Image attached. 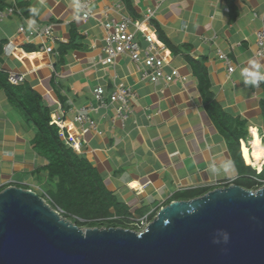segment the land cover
I'll return each instance as SVG.
<instances>
[{
	"label": "crops",
	"instance_id": "1",
	"mask_svg": "<svg viewBox=\"0 0 264 264\" xmlns=\"http://www.w3.org/2000/svg\"><path fill=\"white\" fill-rule=\"evenodd\" d=\"M13 6L18 13L0 20V191L18 187L48 197L53 191L48 161L33 143L32 126L8 101L3 81L39 95L50 119L60 115L61 129L55 126L61 139L101 184L94 206L126 225L172 201L192 200L239 179L249 182L264 168V155L259 161L253 155L256 139L264 147V81L246 84L242 75L244 68L254 70L250 62L264 72V54L256 55L255 43L256 31H264V0H95L86 20L75 18L74 0H0V10ZM148 9L154 15L146 22ZM124 15L153 33L164 71L178 72L172 82L143 81L140 66L126 55L102 64L101 23ZM47 27L50 36H29ZM134 35L143 52L142 32ZM8 43L14 48L6 53ZM216 49L234 65L230 75ZM114 85L136 93L125 119L106 107L88 113L93 127L75 121L84 107L96 105L93 89L104 88L107 101ZM208 103L245 123L238 147L213 123Z\"/></svg>",
	"mask_w": 264,
	"mask_h": 264
},
{
	"label": "water",
	"instance_id": "2",
	"mask_svg": "<svg viewBox=\"0 0 264 264\" xmlns=\"http://www.w3.org/2000/svg\"><path fill=\"white\" fill-rule=\"evenodd\" d=\"M218 230L227 243H213ZM0 264H264V186L215 188L158 209L142 230L61 219L32 190L0 191Z\"/></svg>",
	"mask_w": 264,
	"mask_h": 264
},
{
	"label": "trees",
	"instance_id": "3",
	"mask_svg": "<svg viewBox=\"0 0 264 264\" xmlns=\"http://www.w3.org/2000/svg\"><path fill=\"white\" fill-rule=\"evenodd\" d=\"M197 78L199 86L201 87L203 82L202 76H197ZM4 82L5 81H3L1 86L6 92L8 101L20 110L26 122L32 126L34 131L33 143L48 161V175L52 178L51 184L53 185V189H51L53 191L49 192V197L51 198L54 196V202L61 207V209H64L62 204L67 205L72 200H78L79 203H75L79 205L78 208L91 207L101 211L99 217H92L87 221L107 217L108 215L105 208L94 206L95 200L92 197L101 187L99 180L96 178L91 168L88 169L84 166L86 169H83L80 164L81 162L78 161V157L73 154V151L65 145L66 143L59 136L57 127L55 125H49V110L43 105L39 95L25 85L24 87L23 85L12 86ZM206 108L211 120L224 134L227 142L230 144L233 143L238 147L239 139L243 138L242 136L244 135L242 131L245 123L237 121L238 119L231 120L214 103H208ZM260 108L264 117V103H261ZM262 143L264 144V142ZM254 174L253 176L261 181L258 185H255L254 188L256 189L263 184L264 168L259 171H254ZM236 181H234L235 185L245 187L243 184H237ZM251 186L252 185L249 187ZM2 190L3 189H1V191ZM64 192H66V194H64ZM154 216L155 213L151 218ZM91 227L92 226H88L87 228ZM97 228L100 227L98 226Z\"/></svg>",
	"mask_w": 264,
	"mask_h": 264
},
{
	"label": "built area",
	"instance_id": "4",
	"mask_svg": "<svg viewBox=\"0 0 264 264\" xmlns=\"http://www.w3.org/2000/svg\"><path fill=\"white\" fill-rule=\"evenodd\" d=\"M93 1L95 0H74L78 11V14L75 15V18L86 20L91 17L90 3ZM14 11L18 13L14 6L0 10V20L10 16ZM153 15L154 11L152 9H148L146 10L143 20L148 22L151 20ZM101 25L105 31L103 36L104 58L102 59V64L106 66L113 65L117 57L120 55H126L133 62L140 66V75L143 81H148L152 84H156L157 82L168 84L172 82L177 76H179L176 69H171L169 72L164 71V61L161 57H158L154 51V49H156L155 37L151 31L144 32V30L140 27L141 25L138 23H133L130 18L125 15L122 16L118 21L108 20L101 23ZM130 27H132L133 30H131ZM138 30L142 32L143 40L147 44L145 49L142 50L143 52H141L138 42L135 40L134 33L138 32ZM17 32L23 34L24 28L22 26L18 27ZM33 34H43L44 36H50L51 30L50 27H47L41 33H37L36 30L29 31V36H32ZM255 36V43L257 46L256 55L261 57L264 54V31H256ZM213 38L214 36L211 37V39ZM13 46L11 47V43H8L5 47L6 53H8L10 49L12 51L14 48ZM215 53L218 60H220L225 65L227 74L230 75L234 71V65L231 63L227 54L220 49H216ZM17 78L18 77L15 75H11L9 77L11 82H16ZM262 82L263 81L259 82V84ZM104 97V88L96 87L93 89V98L96 102V105L84 107L81 112L77 113L75 121L80 124L86 122L89 127H93V122L89 120L88 113H96L99 109L106 107H113L116 115L120 119H125L126 114L130 111V102L136 98V93L130 89L116 87V85H114L113 89L108 94L107 101L104 100ZM49 124L56 125L61 129L62 121L60 119V115L55 113V115L51 117ZM58 134L60 137H62L61 131H58ZM70 147L75 150L79 148V144L74 141L73 143H70ZM53 211L60 217L62 213L60 208H56V210ZM143 221L144 219L138 221V224L133 226H137L139 229L141 228L140 230H142L146 225L145 224L140 227ZM136 231L139 230L137 229Z\"/></svg>",
	"mask_w": 264,
	"mask_h": 264
},
{
	"label": "rangeland",
	"instance_id": "5",
	"mask_svg": "<svg viewBox=\"0 0 264 264\" xmlns=\"http://www.w3.org/2000/svg\"><path fill=\"white\" fill-rule=\"evenodd\" d=\"M250 153V146L248 147V154ZM253 179L249 180V182L244 183L242 179H239V181H236L237 184H243L245 187H249L250 185H252L249 188H245L242 187V189L245 190H250V191H255L259 188H262L264 186V181L263 184L261 185V187L259 188H254L255 185L258 183H260L261 181L258 180V178L253 177ZM242 182V183H241ZM254 185H253V183ZM229 185H235V183L233 182V184H228L222 187H227ZM220 188V187H218ZM64 194H66V192H64ZM40 198L43 200V202L45 204H47L51 210H56V208H58L59 206L52 201L47 194H42L39 193ZM75 203H79L78 200H72L69 202V204H62V207H64V209H62V213L60 215V218H63L64 220L76 225L77 227H79L82 230H85L88 226H92V227H107V226H118V227H122V228H127V229H135V230H140L137 226H133L137 223H130L128 225H126L122 220H117V219H111V218H96L94 220H90L87 221L89 218L92 217H99L100 214V210L99 209H95V208H78L79 205H76ZM101 207V205H100ZM102 208V207H101ZM154 218V217H153ZM153 218H151V216H149L148 218H146L140 227H142L143 225L149 223L151 220H153ZM148 221V222H147ZM137 227V228H136Z\"/></svg>",
	"mask_w": 264,
	"mask_h": 264
},
{
	"label": "clouds",
	"instance_id": "6",
	"mask_svg": "<svg viewBox=\"0 0 264 264\" xmlns=\"http://www.w3.org/2000/svg\"><path fill=\"white\" fill-rule=\"evenodd\" d=\"M250 64H252V69H254V70H250L249 68H244L242 70V75L245 77V83L251 84V85H258L259 82L264 81V72L260 71V65L259 64H256L254 62H250ZM247 150H248V148H247ZM250 152H251V150H250ZM249 158L251 159V156H249ZM216 235H217V237H219V239H214L213 243H220L221 241L224 243H227V241L229 239L227 232H225L223 230H218Z\"/></svg>",
	"mask_w": 264,
	"mask_h": 264
},
{
	"label": "bare ground",
	"instance_id": "7",
	"mask_svg": "<svg viewBox=\"0 0 264 264\" xmlns=\"http://www.w3.org/2000/svg\"><path fill=\"white\" fill-rule=\"evenodd\" d=\"M253 155L256 157V159L259 161L263 155H264V147L260 145V142L258 139H256L254 145H253Z\"/></svg>",
	"mask_w": 264,
	"mask_h": 264
}]
</instances>
